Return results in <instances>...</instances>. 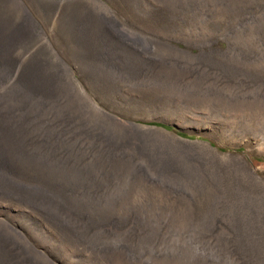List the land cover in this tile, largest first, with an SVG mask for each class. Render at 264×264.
Masks as SVG:
<instances>
[{
	"label": "rangeland",
	"instance_id": "1",
	"mask_svg": "<svg viewBox=\"0 0 264 264\" xmlns=\"http://www.w3.org/2000/svg\"><path fill=\"white\" fill-rule=\"evenodd\" d=\"M18 1L0 0V63L15 64L17 86L53 96L56 50L70 63L71 101L106 130L142 137L140 155L160 169L146 180L96 147L59 157L29 114L0 120V168L85 218L90 235L0 190V220L11 223L0 225V264H264V0ZM101 10L127 40L106 32ZM32 19L39 38L27 35ZM4 232H24L30 251Z\"/></svg>",
	"mask_w": 264,
	"mask_h": 264
},
{
	"label": "bare ground",
	"instance_id": "2",
	"mask_svg": "<svg viewBox=\"0 0 264 264\" xmlns=\"http://www.w3.org/2000/svg\"><path fill=\"white\" fill-rule=\"evenodd\" d=\"M10 1H12V0H10ZM13 1L15 4L14 5L15 7H21L22 6L21 5L22 1L21 2L18 0H13ZM22 8L24 9V12H26L28 10L27 7H26L27 9L25 7H22ZM98 9H100V8H98ZM94 11H96V10H94ZM100 12H101V19H102L101 25L106 30V32L111 36L118 37V38L122 37V38L127 40V38H126L127 34L124 33V28L122 26H120L116 21H114L111 18V16L109 15V13H107V12L105 13L102 10ZM26 16H28V15H26ZM25 18L28 21L30 20V17H25ZM114 19H116V18H114ZM39 24L40 23L38 21L32 19L31 23L29 24L28 31H27V35L29 38H32V37H35V38L38 37L39 38V36L42 34L41 30L39 28ZM97 26H98V24H97ZM131 36H132V34H131ZM46 38H45V40H46ZM48 39H47V41H48ZM55 51H53L52 57L55 56L57 59L62 61V64H61L62 67L54 69V72L56 73V76H55L56 81L54 82L55 85L53 84L52 89H53V92H55V94L51 97L38 96L33 91L27 92L26 90H24L25 88L18 87L17 86V84H18V82H17L18 73L16 71L17 69L16 70L14 69L15 64L11 65L10 63L8 64L6 62L0 63V120H2L4 122L7 121L8 123H11V124L12 123L13 124H20L23 122L24 118L29 114L32 117V120L30 122L33 124L34 131L38 135V136H36V138L34 135V138L36 140H40V139H46L47 140V139H49V141H48L50 143L49 146L54 151L53 153L55 155H58L59 157H63V155L65 154V152L62 151L64 149L67 150L68 148H70V149H73V151L75 150L78 153H82V152L84 153L85 152V154H86L91 148L96 147L99 149L107 150L108 152H110L112 157L115 159L124 160L123 163L121 164L124 172L128 173V170H134V172L139 174V172L142 170L141 176L143 174V176L145 177L146 180H148V179L151 180L152 176L154 177V176L158 175V171L160 168L155 169L153 167V165L150 163V166H152L151 167L152 169L150 170V166L148 164V161H145L144 158L140 155L142 150L144 149V147H146V146H142V145H146V142L144 141V139H142V137L138 136L137 134H135L132 131H130L129 133H127V132L126 133L125 132L115 133V132H112V131L110 132L109 130H106L103 127L104 124L101 125L99 123H94L90 120L89 114L87 113V110L84 107V105H78L75 102L71 101V99L69 98L70 93H69V89H68L70 78L68 77V75L66 76L67 73H71V69H70V65H69L70 63L68 64L65 60H63L61 58V56L58 55L59 53L57 54ZM47 60L50 61L51 57ZM11 62H12V60H11ZM52 67L53 66H51V69H52ZM215 73H216V71L213 74L215 75ZM209 76H210V74H209ZM216 79L220 80L218 76L216 77ZM221 82L222 81L220 80V83ZM211 83L215 84V82L213 80H211ZM225 84H227V85L220 84V86L217 87L218 88V90H217L218 94L220 96H224V97H226V93L227 94L231 93L230 90H232V85H230L228 83H225ZM79 87H80L81 92L84 95V100L87 104H89V102H92L98 110H103L99 106V104L94 102V99L90 97L87 89L84 86L80 85ZM42 94H40V95H42ZM45 95H48V94H45ZM60 115L61 116H63V115L68 116V118L63 119V118H61ZM23 126H25V127L30 126V123H26ZM44 134H48L50 137L46 138L44 136ZM58 143H61V145H58ZM16 145H17V143H16ZM37 146L38 145H36V147ZM59 146L61 149H59ZM15 147H17V146H15ZM19 147L20 146H18V148ZM130 149H132V150L135 149V152L133 151L134 152L133 153ZM139 150H140V152H139ZM43 152H44V150H43ZM14 154H16V153H14ZM72 154H73V152H72ZM120 154H121V156H120ZM76 158H81V157L76 156ZM153 159H155V156L153 157ZM196 165H197V167H196V170H194V173H196L198 176L200 175L201 177H208V174H207V171L205 170V168H202L201 164L198 162H196ZM162 166H166V165H162ZM6 169L0 168V190L3 192V194L6 196V198L8 196H10L15 200L16 199L21 200L22 203L25 202L24 204H28L30 206L40 208L49 216L50 220H52L55 223L69 222L74 227V231H76V233L78 235V236L77 235L76 236L78 238L87 239L90 236V235H88L87 232H84V230H83V228H84V226H83L84 221L83 220L85 218L82 220V218L77 216L75 214V212L73 210H71L69 207H67L66 205H62L59 203L55 204V202H53L52 198L48 197V195L46 193L44 195H42L43 192H42V188L40 186L31 185L30 183L25 182V180L23 181L20 179H16L11 174L12 172L10 173ZM165 173L167 174L168 172H165ZM169 174L181 175V172L180 171H177V172L171 171ZM220 190L221 189H218V191H220ZM9 200H11V199H9ZM21 201H18V202H21ZM5 203H6V201H5ZM245 206H246V203H243L242 207L244 208ZM43 211H40V212H43ZM1 212H3V211H1ZM8 217H10V216H8ZM13 220H15V219H13ZM108 220H110V219H108ZM1 223H5V225H11V223H8L7 221H5L3 219L0 220V225H1ZM12 223H13V221H12ZM85 224H86V222H85ZM54 226H55V224H54ZM64 227H66V226H64ZM22 228H23V226H22ZM18 229L16 228V230H18ZM124 231H125V233L126 232L128 233L129 227H127V229L125 228ZM183 231L185 232V230H183ZM14 233H16V232H14ZM17 234L19 237H16L13 234L11 235V233L6 234V235H8L7 238L10 240L13 238L17 239L18 242L21 243L22 247H24L27 251H30L29 245L26 244L27 236L25 235V233L24 232H17ZM90 234H91V232H90ZM158 235L161 237L160 238V241H161V239L163 237H166V230H164L163 232H159ZM31 239H33V237ZM14 246H16V244ZM17 250H18V254H19L20 258L25 259L26 255H27L26 252H23L22 249H20V248H18ZM35 252H36V250H35ZM40 260L38 261V262H40V264H54L53 262H51L49 259H47L45 257H40Z\"/></svg>",
	"mask_w": 264,
	"mask_h": 264
}]
</instances>
